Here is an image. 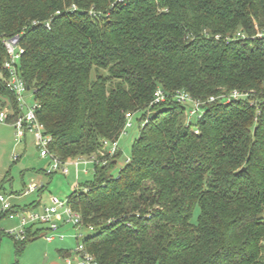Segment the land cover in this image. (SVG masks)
Masks as SVG:
<instances>
[{"label": "trees", "instance_id": "obj_1", "mask_svg": "<svg viewBox=\"0 0 264 264\" xmlns=\"http://www.w3.org/2000/svg\"><path fill=\"white\" fill-rule=\"evenodd\" d=\"M17 34L49 151L106 160L67 197L94 229L84 246L97 264H264V0H0V37ZM5 57L0 40V111L12 123ZM157 88L248 95L186 124L187 106H150ZM138 112L145 124L112 177L121 152L102 155L103 142Z\"/></svg>", "mask_w": 264, "mask_h": 264}, {"label": "built area", "instance_id": "obj_2", "mask_svg": "<svg viewBox=\"0 0 264 264\" xmlns=\"http://www.w3.org/2000/svg\"><path fill=\"white\" fill-rule=\"evenodd\" d=\"M34 24H37L34 22ZM48 26V23H47ZM258 38L262 35L258 34ZM238 38H246L238 34ZM2 46L5 50L6 57L2 65L3 70L6 73V87L9 92L13 95L19 112L15 116V120L12 123H8V118L13 116V111L5 107L0 111V125H9L14 130V143L16 146L25 142L26 136L30 134L33 138V145L39 151V155L42 159L49 160V166L43 172L46 175L52 176L53 174H60L62 176H67L69 174V167L73 166L78 171L81 164L87 165L92 161L93 165L98 164L104 165L106 160L100 161L96 157L92 156L89 158H77L75 160H68L66 162L60 161L49 151V145L51 143V137L46 134V131L38 122L37 111L40 109V105L35 101L33 107H29L26 102H24L23 95L27 92H31L23 79L19 75V62L24 54V48L22 46V34H17L9 37H0ZM33 96H34V91ZM248 94L240 93L237 90H233L228 93L219 94L217 96H211L205 101L195 100L191 95L185 91H175L171 95L164 93L160 88H157L150 106H156L164 103L168 98L173 99L175 102L187 106V117L186 124L195 123L199 121L205 114L206 107L211 104H230L232 102L244 99ZM27 109V112L24 109ZM133 115L128 113L125 115V125L121 132V135L126 134V130L131 127V119ZM145 123L142 124V126ZM194 133L197 134L198 130L195 129ZM120 139V138H119ZM103 150L106 153L102 155H107L112 157L118 150L117 141L116 142H103ZM105 157V156H104ZM18 160L17 155L12 156V161L16 162ZM84 173H88L84 170ZM77 184L73 190L77 189ZM37 189V186L31 184L26 193H32ZM0 211L7 214L10 219H19V231H12L10 236L15 241H22L26 237V230L33 226H45L46 233L43 235L45 241L51 243L54 240L63 241L65 238L59 233V224L56 221L59 211L62 212L65 217V222L72 226L74 230V239L76 241V247L73 250L75 259L72 260L70 257L65 259V264H97L94 257L85 250L84 241L88 237V232L92 234L94 229L92 226H83L82 219L78 212L72 210L68 205L67 201L62 202L56 198L50 199V205L40 213L36 212H18L12 210L7 202V199L0 194Z\"/></svg>", "mask_w": 264, "mask_h": 264}, {"label": "rangeland", "instance_id": "obj_3", "mask_svg": "<svg viewBox=\"0 0 264 264\" xmlns=\"http://www.w3.org/2000/svg\"><path fill=\"white\" fill-rule=\"evenodd\" d=\"M23 99L29 107L34 106L35 99L32 91L25 93ZM24 111L27 112V109L25 108ZM141 117V112L134 114L131 119V127L117 141V147L121 154L110 170L112 177L118 174L131 156L132 144L138 138L139 129L142 126L139 121ZM13 155L18 156L16 162L12 161ZM90 162L85 166L83 164L79 166V176L76 175V169L73 166L68 168L69 174L67 176L58 173L52 176L46 175L43 171L48 168L49 160L40 157L39 151L33 145L32 136L28 134L25 142L16 146L13 128L9 125H0V194L7 199L12 210L23 213L25 210L32 209V211L39 213L41 212V209H38L39 205L47 204L51 198L66 202L75 184L78 187L93 180L94 165L92 161ZM83 170L88 171V176L81 174ZM41 183L43 190L40 189ZM31 184L37 186L35 192L24 193ZM39 200V205H36ZM32 204L36 206L32 207ZM198 216L199 210L196 207L192 217L193 224L197 223ZM64 224L63 227L66 228L62 230V227L59 226V233L65 238L63 241L65 243L57 240L48 243L43 237L46 232H43L37 239L27 243L22 252L16 253L10 233L19 231V219H10L8 216L1 219L0 264H65L66 258L58 254L59 249H62L63 246L69 247L68 249L71 250L70 258L74 260L75 256L72 252L76 247L75 232L70 224L65 221ZM85 233L91 235L88 232Z\"/></svg>", "mask_w": 264, "mask_h": 264}, {"label": "crops", "instance_id": "obj_4", "mask_svg": "<svg viewBox=\"0 0 264 264\" xmlns=\"http://www.w3.org/2000/svg\"><path fill=\"white\" fill-rule=\"evenodd\" d=\"M11 127V126H10ZM85 166V165H84ZM79 174H80V172H79V169H78V171L76 172V175L77 176H79ZM81 174H83V175H85V176H88V173H84V170L81 172ZM76 185V184H75ZM75 185H74V187H75ZM40 189L41 190H43V185H42V183H41V185H40ZM35 192V191H34ZM34 192H32V193H34ZM24 193H26L25 191H24ZM41 200V199H40ZM40 200L38 201V202H36V205H39V202H40ZM33 205V206H32ZM31 206L32 207H35L34 206V204H32ZM50 205V200L48 201V203L47 204H45V205H43V206H40L39 205V208L38 209H41V212L44 210V208H46V207H48ZM26 211V210H25ZM1 212V211H0ZM26 212H35V211H32V209H28ZM36 213H38V212H36ZM40 213V212H39ZM56 221H57V223L59 224V226H60V228L62 227V230H64L66 227H63V226H65V224H64V221H65V217L63 216V214H62V212L61 211H59V213H58V216L56 217ZM32 229V233L33 234H35V237L32 239V241L33 240H35V239H37L38 237H39V235L40 234H42L43 232H46V227L45 226H33V227H31ZM2 233V230H0V234ZM55 241V240H54ZM54 241H52V242H54ZM57 241H59V240H57ZM64 241V240H63ZM63 241H59V242H62V243H65V242H63ZM51 242V243H52ZM69 247H67V246H63L62 247V249H59V251H58V254L61 256V257H63V258H67L68 257V255H67V253L70 251V253H71V250H69L68 249ZM64 256H66V257H64ZM69 257H70V254H69Z\"/></svg>", "mask_w": 264, "mask_h": 264}, {"label": "water", "instance_id": "obj_5", "mask_svg": "<svg viewBox=\"0 0 264 264\" xmlns=\"http://www.w3.org/2000/svg\"><path fill=\"white\" fill-rule=\"evenodd\" d=\"M254 131H256V130H254Z\"/></svg>", "mask_w": 264, "mask_h": 264}]
</instances>
